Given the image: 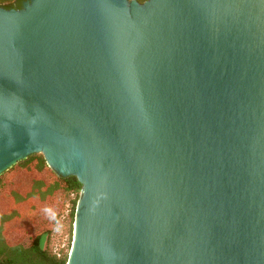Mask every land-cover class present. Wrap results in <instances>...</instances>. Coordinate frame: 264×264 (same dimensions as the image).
<instances>
[{
    "label": "water",
    "instance_id": "obj_1",
    "mask_svg": "<svg viewBox=\"0 0 264 264\" xmlns=\"http://www.w3.org/2000/svg\"><path fill=\"white\" fill-rule=\"evenodd\" d=\"M34 154L67 264H264V0L0 8V176Z\"/></svg>",
    "mask_w": 264,
    "mask_h": 264
},
{
    "label": "trees",
    "instance_id": "obj_2",
    "mask_svg": "<svg viewBox=\"0 0 264 264\" xmlns=\"http://www.w3.org/2000/svg\"><path fill=\"white\" fill-rule=\"evenodd\" d=\"M29 0H0V8L21 10ZM144 3L148 0H136ZM83 184L76 176L61 177L34 154L0 176V264H67V257L42 247L50 240L66 202L71 220ZM46 241V242H47Z\"/></svg>",
    "mask_w": 264,
    "mask_h": 264
},
{
    "label": "rangeland",
    "instance_id": "obj_3",
    "mask_svg": "<svg viewBox=\"0 0 264 264\" xmlns=\"http://www.w3.org/2000/svg\"><path fill=\"white\" fill-rule=\"evenodd\" d=\"M71 204L66 202L61 212V218L53 230V234L46 242L45 248L55 255L69 259L73 242V222L71 220Z\"/></svg>",
    "mask_w": 264,
    "mask_h": 264
}]
</instances>
